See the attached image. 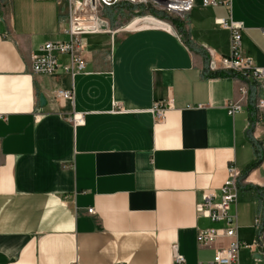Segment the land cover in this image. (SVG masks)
Returning <instances> with one entry per match:
<instances>
[{"label": "crops", "instance_id": "0c3cea01", "mask_svg": "<svg viewBox=\"0 0 264 264\" xmlns=\"http://www.w3.org/2000/svg\"><path fill=\"white\" fill-rule=\"evenodd\" d=\"M62 2L0 0V264H174L175 250L207 264L233 240L199 247L200 231L225 224L198 206L208 192L219 201L230 165L244 181L229 212L237 264H264V115L250 83L208 69V51L216 64L229 52L216 19L242 24L243 55L264 67V0L230 12L194 0L173 33L121 30L136 12L108 10L110 33L83 37L84 73L35 75L40 48L67 40Z\"/></svg>", "mask_w": 264, "mask_h": 264}, {"label": "built area", "instance_id": "2783aa9c", "mask_svg": "<svg viewBox=\"0 0 264 264\" xmlns=\"http://www.w3.org/2000/svg\"><path fill=\"white\" fill-rule=\"evenodd\" d=\"M194 0H67L66 27L63 34L66 41L49 42L40 48V54L32 58V73L35 75H53L61 70L74 78L85 71L83 53L85 45L83 37L88 35L110 33L109 22L105 17V11H117L120 9H134L136 17L121 30L130 32L142 29H159L169 33L175 32L173 21L184 22L185 17L192 10ZM202 8L224 7L231 10V0H201ZM215 24L230 33L229 52L226 56H220L217 64L214 54L208 51V69L210 72L221 71L250 83L255 95L254 107L258 113L264 115V67L254 65L251 58L244 56L241 50L243 26L231 19H216ZM264 35V32H263ZM65 57L67 63L61 65L59 58ZM55 96L61 100L73 103V90L55 91ZM172 107L171 101L156 103L151 112L156 121L164 119L165 112ZM241 112V107L236 103H230L227 114L230 117ZM71 120L75 126L83 123L82 116L73 114ZM228 178L220 188L218 202L216 196L205 193L202 202L198 206V213L213 223H224L221 229H207L200 231L196 241L201 248H210L221 238L233 240L227 248L216 251L214 258L207 264H237L240 244L235 236V227L232 224L235 218L229 212L236 204L239 188L243 181V175L233 165L227 169ZM93 214V209L87 211ZM258 229L261 226L259 218L254 220ZM174 264H185V259L175 250Z\"/></svg>", "mask_w": 264, "mask_h": 264}, {"label": "trees", "instance_id": "16d2710c", "mask_svg": "<svg viewBox=\"0 0 264 264\" xmlns=\"http://www.w3.org/2000/svg\"><path fill=\"white\" fill-rule=\"evenodd\" d=\"M177 21H173V23H176ZM177 24V23H176ZM226 75H229V74H226V73H223V72H217V73H214L212 76L214 77H223V76H226ZM259 155V152L257 151V156ZM259 157V156H258ZM258 164V162H254V163H251L249 166H248V170L251 169V168H254L256 165Z\"/></svg>", "mask_w": 264, "mask_h": 264}, {"label": "rangeland", "instance_id": "374dc122", "mask_svg": "<svg viewBox=\"0 0 264 264\" xmlns=\"http://www.w3.org/2000/svg\"><path fill=\"white\" fill-rule=\"evenodd\" d=\"M63 8H67V0H63V2L61 3ZM113 13V12H112ZM105 17L108 16V11H105ZM115 15V14H114ZM107 18V17H106ZM109 18V17H108Z\"/></svg>", "mask_w": 264, "mask_h": 264}]
</instances>
